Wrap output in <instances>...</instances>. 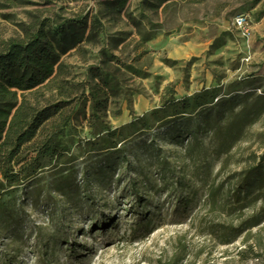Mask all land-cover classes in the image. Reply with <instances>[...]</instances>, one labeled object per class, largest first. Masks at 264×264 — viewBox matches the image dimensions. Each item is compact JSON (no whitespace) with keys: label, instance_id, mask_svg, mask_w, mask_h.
I'll list each match as a JSON object with an SVG mask.
<instances>
[{"label":"rangeland","instance_id":"1","mask_svg":"<svg viewBox=\"0 0 264 264\" xmlns=\"http://www.w3.org/2000/svg\"><path fill=\"white\" fill-rule=\"evenodd\" d=\"M144 1L104 20L61 73L78 99L94 70L114 73L119 95L104 122L112 131L141 123L107 154L91 152L79 122L69 160L2 193L0 264H264V0H178L158 12ZM97 11L0 0V46L41 21ZM239 16L249 17V41ZM205 92L218 100L193 116L164 112Z\"/></svg>","mask_w":264,"mask_h":264},{"label":"trees","instance_id":"2","mask_svg":"<svg viewBox=\"0 0 264 264\" xmlns=\"http://www.w3.org/2000/svg\"><path fill=\"white\" fill-rule=\"evenodd\" d=\"M72 1L77 5L94 3L98 11L92 17L83 14L70 20L41 21L22 41L0 46V199L7 190L69 160L79 122L91 132L92 140L86 143L91 152L107 154L126 142V133L141 123L112 131L104 122L110 102L119 95L114 73L94 70L88 96L79 99L78 88H69L61 77L62 60L82 46L95 44L104 32L102 22L126 13L133 0ZM176 1L151 0L141 5L158 12ZM204 1L190 0L192 4ZM42 90L51 94L52 102L45 107L30 103L27 98ZM217 100L216 92H205L168 105L164 112L173 117L193 116Z\"/></svg>","mask_w":264,"mask_h":264},{"label":"built area","instance_id":"3","mask_svg":"<svg viewBox=\"0 0 264 264\" xmlns=\"http://www.w3.org/2000/svg\"><path fill=\"white\" fill-rule=\"evenodd\" d=\"M234 27L246 41L251 39L252 29L249 22V17L239 16L234 22Z\"/></svg>","mask_w":264,"mask_h":264}]
</instances>
